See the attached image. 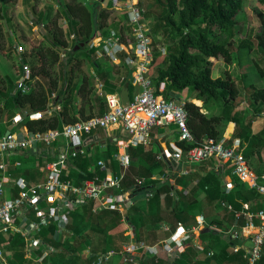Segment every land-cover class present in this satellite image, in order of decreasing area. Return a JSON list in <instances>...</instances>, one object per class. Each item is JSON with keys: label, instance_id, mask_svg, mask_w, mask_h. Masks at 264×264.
<instances>
[{"label": "trees", "instance_id": "1", "mask_svg": "<svg viewBox=\"0 0 264 264\" xmlns=\"http://www.w3.org/2000/svg\"><path fill=\"white\" fill-rule=\"evenodd\" d=\"M105 1L96 0L91 3L84 0V2L78 3L72 0L70 4H65L63 10L69 26V33H73L77 37L70 47L63 28L58 24L57 20L60 17L58 13L55 19H49V25L44 28L46 33L43 34V42L29 50L25 49L22 54L23 61L26 64L29 63L32 70V81L28 82L30 87L28 92L23 93L21 90H16L18 77L14 78L12 74L0 76V137L4 136L8 128L14 124L13 119L21 111L29 113L45 111L49 103L59 104L61 110L39 120L26 117L14 129L26 127L31 132H46L50 129H62L68 124L88 120L99 114L103 115L107 111L106 101L105 104H102L99 98L96 100L98 103L90 100L96 77L104 82L106 92L111 93L115 89L121 91L128 86L132 98L136 90L128 78L130 69L127 68L124 71L126 79L114 87L111 84V78L114 76L115 67L110 66L107 61L96 60L94 52L90 51L88 46L82 47V44H88L98 31L104 30V34H107L108 29L124 32L126 16L120 13L121 16L114 17L112 22H108L114 11L108 9L110 2L106 9H99ZM157 1L160 2V0ZM257 1L264 5V0ZM244 4V0H164L159 4L161 10L157 12L158 14H147L146 12L148 20L157 17L152 30L155 32L161 30L164 36H167L172 42L167 53L168 67L160 68L157 77L153 76L157 94L168 100L177 98L178 94L186 90L190 94L188 100H185V108L188 113V127L194 137V142L188 143L179 141V139L177 142V145L185 153L197 146L198 143H203L204 140L222 139L228 124L234 122L236 130L233 139H240L243 144L248 146L245 151L248 163H251L250 160L254 154L259 159L262 158L264 129L258 133H254L252 129L253 121L264 112V85H257L262 79V74L255 80L244 79L241 81L243 85L240 87L232 72L227 71L226 76L214 78L211 69V59L223 58L227 64L236 62L241 69L244 67L242 64L244 61L248 62L246 66L250 68L252 53L261 51L262 57H264V14L259 16L262 33L257 37V43L248 32V36H245L241 44H236L239 31L237 17L245 9ZM35 6L36 2L30 7L32 18L35 17ZM4 21L6 25L10 26L12 20L8 18L4 9H0V55L9 56L15 49L9 41L10 35L7 32L9 29L6 30ZM62 49L66 57V64L65 71L60 78L56 72V66L60 62L59 55L62 53ZM193 51L197 53L194 54ZM158 53L160 52L155 51V62L159 58L160 54ZM85 60L94 70V79L86 76L79 80L80 78L77 77L81 73V66ZM261 72L264 75L262 70ZM163 84L165 88L161 91ZM243 90H250L248 98L251 100L252 108L247 112L236 111L237 101ZM53 94L56 97L51 99ZM77 98L81 102L80 108L75 102ZM191 99H195L196 105L189 101ZM201 103L203 106L199 107ZM97 104L100 105V108L98 114H95ZM217 109H219L218 112L215 111ZM204 110L207 113L203 114ZM232 130L233 125H230L229 133ZM94 134L98 138L100 137V140H93L88 144L87 155H79L72 161L69 168V177L78 186L95 176L104 177L106 172L98 165L99 161H104L112 173L118 175L121 172L119 163L114 159L115 154L119 151L116 142L109 140L103 130L94 132ZM129 151L131 160H135L134 165L131 164L132 166L126 173L123 191H114L113 193L126 194L128 192L132 198H136L140 194L139 192L146 194L151 192L152 197L149 201L146 199L139 206L129 202L125 211H109V209L97 211L95 207L97 204L88 201L71 212L68 226L61 236H57L58 225L55 223H50L49 227L42 228L35 236L43 241L45 246L37 250L36 254L40 256L43 251L49 253L42 263L26 257L24 238L13 236L9 240H3L5 243L9 242L5 252V256L9 259L8 263L78 264L84 258L87 264H95L97 258L108 253L109 250L115 252L122 249L124 242L129 238L125 235L128 228H133L135 239L147 244H156L162 240V237L157 228L149 227H156L160 222H163L161 217L158 218L160 212H171L174 224L172 230L168 231L169 233L166 232L163 238L169 237L176 230V224L178 226L181 223L190 227L196 223V216L200 210L197 200L192 195V193L195 194L194 189L207 191V200L213 208L212 212L222 208L231 224H235L237 214L245 212L243 210L245 204L252 201L259 202L261 199L257 190H250L246 184L231 175L230 166L226 172L223 168L221 172L209 171L203 178L199 173L191 170H187V177H175L173 174L168 176L165 171L170 168L168 165L170 163L158 162L153 151L147 150L145 146L130 148ZM18 160H23V158L18 157ZM39 166L40 168H35L33 165L30 170L26 171H24V166L19 170H14L12 174L17 178L23 175L35 180V173L43 179L45 178L44 166L41 168L42 163ZM159 173L166 176L165 181L153 179V176ZM224 173V176L234 183L229 194L225 191L221 180V175ZM137 178L145 180L143 186L136 185ZM170 178L180 184L185 181L187 183L185 188H188L190 182H195V187L190 193L185 194L183 191L174 190L169 181ZM196 181L198 182L196 183ZM163 195H166V209L164 210L161 200ZM256 210L257 212L261 210L260 206L252 209L253 212ZM238 223L241 221L238 220ZM208 235L210 234L202 233L201 237L206 238ZM197 257V250L189 244L185 252L171 263L163 260L157 261L149 256L141 257L140 261L142 264H202L200 261H196ZM229 260L230 264H243V251ZM210 261L207 259L204 264L210 263Z\"/></svg>", "mask_w": 264, "mask_h": 264}, {"label": "built area", "instance_id": "2", "mask_svg": "<svg viewBox=\"0 0 264 264\" xmlns=\"http://www.w3.org/2000/svg\"><path fill=\"white\" fill-rule=\"evenodd\" d=\"M113 9L119 10L126 16V26L123 33L110 30L103 38L95 36L87 45L97 59H107L110 63L124 64L131 72L130 81L137 89L135 94L123 104L117 94L103 95L107 111L100 116H93L88 120H80L68 124L62 129H50L46 132H31L26 127L13 129L8 135L0 137V263L9 264L5 256L9 240L13 236H20L26 241V257L42 263L48 256V251L37 255L36 251L44 248L43 241L35 236L42 228L50 223L58 225L57 236H61L69 223V216L80 205L93 201L96 210L125 211L132 199L130 193L115 194L123 191V182L131 166L129 149L147 146L153 141V132L158 127L174 125L178 132L179 141L194 142V137L188 127V113L184 99H166L157 94L153 82L152 68L155 62V50L151 36L150 22L146 16L141 0H114ZM71 40L77 37L72 35ZM17 54L23 53L24 48L17 46ZM165 52L163 51L162 54ZM65 57L64 50L60 53ZM124 55V56H122ZM22 74L17 82V91H29V81H32V70L22 59ZM165 85L161 87L163 91ZM53 94L51 99L55 98ZM61 110L59 104L49 103L47 110L35 113L21 111L13 121L18 125L26 118L32 120L52 116ZM103 130L107 138L114 139L120 149L114 159L119 163L121 172L112 173L104 161L98 165L105 170L104 177L95 176L76 185L70 179L72 161L79 155H87V145L100 138L94 132ZM231 142V143H230ZM47 149L48 158L43 167L45 178L32 182L24 177L13 178L10 171L20 169L23 163L11 161L12 156L20 155L29 150ZM247 145L240 139L224 136L220 140L207 139L198 143L187 153L177 144L163 148L157 156V161L191 164L194 166L215 160L217 171L230 166L232 174L251 190H257L264 202V176H257L250 168L245 156ZM184 173H187V171ZM162 179V178H161ZM155 180V179H154ZM144 179H136L138 187L143 186ZM227 194L231 193L228 190ZM151 199L152 193H147ZM247 229L254 231L252 248L246 256L245 264H264V209L248 215ZM205 225V220L199 216L197 226L190 230L179 223L176 232L161 245H147L135 239L124 244L120 251L108 252L100 255L95 264H103L119 255L124 264L138 262L141 257L158 258L161 253L174 254L176 249L185 246L190 240L192 232L199 231ZM132 232L130 233V235ZM233 240L238 239L239 233L231 234ZM176 248V249H175ZM239 249L236 248L235 251ZM42 251V250H41Z\"/></svg>", "mask_w": 264, "mask_h": 264}, {"label": "crops", "instance_id": "3", "mask_svg": "<svg viewBox=\"0 0 264 264\" xmlns=\"http://www.w3.org/2000/svg\"><path fill=\"white\" fill-rule=\"evenodd\" d=\"M21 1L22 0H18L17 4L15 6L16 8L21 4ZM50 1H52V0H43V2L41 0H35L34 1V2H36V6L34 9L35 10V12H34L35 17L32 18V22H30V24L34 30L38 31L40 29L42 31V34H45L46 31L44 28L49 25V22H50L49 19H52V20L55 19L56 15L58 13V15L60 16L59 19L57 20L58 24H59V26H61L63 28L65 38H66L67 42L69 43V47H70L75 42V41L71 40L70 38L72 35H75V34L69 33V26L67 23V19L65 18L64 10L61 12H58L57 9H58V6H63V4H70L72 2V0H61V1L57 0L56 3H58V4L53 6V8L51 7V9L53 10L52 16L50 14H48L49 12L48 13L46 12V14H43L44 11L42 10V9H45V6H47V3ZM75 1H77L78 3H80L81 1L84 2V0H75ZM109 2H110V6L108 5ZM113 2H114V0H106L104 3H102V6H103L102 9H106L109 6L108 9H111V11H114ZM0 5H1V1H0ZM18 12L19 11L17 10V13ZM12 21H14V19H12ZM21 25H22V26H20L21 33L19 32V34L18 33L16 34L15 30L13 28H10L9 30H7V32L10 35L9 41L11 44H13V46H14V44L21 46V44H19V42H21L25 46V48L24 47L23 48L28 49L29 46H27V45H28L29 41L26 40V38H25L26 34L22 30V28H24V25L23 24H21ZM107 31H108V32H106L107 34L103 33L104 30L98 31L95 34V36L101 35L103 38H106L109 35L110 29H108ZM85 46H88V45L86 44ZM31 48L32 47H30V49ZM165 50L166 49L160 48V51L162 53H163V51L165 52ZM62 51H63V49H62ZM12 56H14L13 52H12ZM122 56H124V55H122ZM95 59L98 61H103V62L107 61L110 64V66H114L115 67L114 68V70H115L114 76L119 75L121 71L124 72L127 69V68H125L124 64H114L112 62L110 63V61L107 59H97L96 57H95ZM124 73L126 74V72H124ZM92 74H93V76L95 75L93 69H92ZM114 76L111 78V82H113L114 87H117L118 84L124 80L117 79L116 82H114V80H113ZM128 78L130 80L131 72H130V75ZM94 80H95V85L97 86V88L99 90L98 94L104 102H105V97L101 96V94H103V95L117 94L121 98V92L125 87L121 91H118L117 89H115L114 92L110 93V92L105 91L106 89H105L104 82L100 81L97 77ZM126 87H128V86H126ZM135 90L137 91L136 88H135ZM129 94H130V92H129ZM130 98H131V95H130ZM190 101L194 103L195 99H192ZM202 106H203V103L199 107H202ZM97 112H98V110L95 109V114H98ZM202 113L203 114L207 113V111L206 112L202 111ZM96 116H100V114L96 115ZM262 122H264V112L262 113L261 116H259L258 119H256L252 123L253 124L252 129H253L254 133H258L261 131L258 129H259L260 125H262ZM14 124H15V122H14ZM230 125H233V130L231 133L227 134ZM235 130H236V123L230 122L225 129L224 136L229 137L233 140V135H234ZM109 140L114 141L113 138L109 139ZM177 142H178V132H177L176 127L174 125L165 126V127H158V129H155L153 132L152 143L145 146V147L147 150L153 151V153L157 157L163 148H167L171 144H177ZM119 151H120V149H119ZM129 155H130V151H129ZM18 157L23 158V160H20V161L23 163L22 167L25 166L24 171H26V170H30L31 166H33V165L35 168H40L39 164H41V163H42V166H41V168H42L45 165L46 160L48 158V152H47L46 148L41 147L37 151L29 150V151H26L25 153L20 154V155L16 154V155L12 156L11 161L17 160L18 162H20L18 160ZM134 161H135L134 159H133V161L131 160L132 165H134ZM166 163H170V164H168L170 168L165 171L166 175H168V176L169 175L171 176L173 174L175 177H187L188 173H184V171L186 172L187 170H191V171L199 173L201 175V177L203 178V177H205L206 173L209 171L215 170L216 172H218L215 168L217 166V162L215 160H210V161L205 162L204 164H200L197 166L187 164V163L184 164V163H177V162L175 165H173L171 162H166ZM119 167H120V165H119ZM137 168H139V167H137ZM140 168L142 169L143 167H140ZM250 168L252 169L251 165H250ZM16 169H13L10 171L13 178H17L12 174V172H14V170H16ZM227 169H228V167H223V170L225 172ZM17 170H19V169H17ZM252 170L254 171V169H252ZM254 173L257 174V176H259V177L264 176V169L262 170L261 175L256 173L255 171H254ZM224 175H225V173L221 175V180H222V183L224 184V187L228 190H232V188L234 187V183L231 180H228L227 177ZM231 175H233V174L231 173ZM34 176H35V180H32L31 178H27L23 175L21 177H24V178H26L32 182H36V181H38V179H40V177L35 175V173H34ZM21 177H19V178H21ZM36 177H37V179H36ZM153 179H155V181L156 180L157 181H159V180L165 181L166 176L161 175L159 173L158 175H154ZM169 181H170L171 185L173 186L174 190L183 191L185 194L190 193L191 190H193L195 187V182H193V183L190 182L188 184V188H185V184H187L185 181L182 184L176 182V180L173 178H170ZM197 182L198 181H196V183ZM193 191L195 192V194L192 193L193 198L197 200V203L199 205V210H201V212H202V205L201 204H204L206 202L211 207V210H213L211 204L207 200V194H206L207 191H202L201 189H199V190L194 189ZM173 192L175 193V191H173ZM172 195H173V193L171 194V196ZM165 197H166V195H163L161 198L163 210L166 209ZM256 206H260L261 209H264V202H263L262 198L260 199L259 202H253L252 201L249 204H245L243 207V210L245 212L237 214V216H236L237 222L235 221V224L230 223V221L226 218V212H224V210L222 208L221 209H215L214 212H209V215L213 218H210L208 216L207 212L206 213L200 212L196 216V223L198 222V217L201 216L205 220V225L199 231L192 232L191 237H190L191 239L188 240L187 242H185L184 247H182L180 249L175 248L176 250H175L174 254H168L167 255V254L161 253V255L158 258H155V257H153V258H155L157 261L163 260L165 262L171 263V262L177 260L185 252L187 246L190 244L198 252V257L196 258V261H200L202 264H204V262H206L207 259L211 260L210 263H207V264H230L229 259L234 257V256L236 257L237 254L241 253L242 251H243V264H245L246 263V256L252 247L251 240H253V233H254V231L252 232V231H249L247 229V224H248L247 216L257 213V210L255 212L252 211V209L256 208ZM160 217H161V219H163V222H160V224L157 225L156 227L150 226L149 228H157L159 231V235H161V237H162V240L156 244H147L146 243L147 245L159 246L162 244V242L169 239L176 232V230H175L169 237L163 238V236L166 234V232L169 233L172 230V227L174 226V224H173L172 219H171V212H160L158 214V218H160ZM238 220H240L241 223H238ZM242 222H243V224H242ZM196 223L191 225L190 227L189 226L187 227L185 225H183V226L185 229L190 230L193 227L197 226ZM214 223H217V224L215 225ZM176 226H177V224H176ZM176 226H175V228L177 229ZM235 231H237L239 233L240 237L236 240H233L231 237V234L234 233ZM131 232H132V234L130 235ZM202 233L203 234L209 233L210 235H208L206 238H203V237H201ZM125 235L128 236L129 238H127L128 240H126L124 242V244L129 242L131 239H135L133 228L126 229ZM159 235H158V237H159ZM135 240H137V239H135ZM124 244H123V246H124ZM123 246H122V248H123ZM236 248H238L239 250L235 251ZM104 264H124V261L122 260L121 256L117 255L114 258H112L110 261H107ZM129 264H142V261L138 260V262H133V263H129Z\"/></svg>", "mask_w": 264, "mask_h": 264}, {"label": "rangeland", "instance_id": "4", "mask_svg": "<svg viewBox=\"0 0 264 264\" xmlns=\"http://www.w3.org/2000/svg\"><path fill=\"white\" fill-rule=\"evenodd\" d=\"M1 1V5H0V9H4V11L6 12L7 16L9 19H14V21H11L9 24L10 26H8V24H5V21L3 22L6 30L13 28L15 30V33L19 34V32L21 33V29L20 26H22L21 24L24 25V28H22V30L24 31V33L26 34V40L29 41L28 42V49L26 48V50H29L30 47H35V46H39L41 42H43V34L42 31L39 29L38 31L34 30L33 27L31 26L30 22H32V17L30 15V7L31 5L34 4L35 0H22L21 4L16 8V4L18 2V0H0ZM43 2V0H41ZM96 0H89L88 2L94 3ZM160 2H164V0H160ZM159 1L157 0H143L142 1V5L144 7V9L146 10L147 14H155L157 12H160V8H159ZM245 4V9H243V11L238 15L237 17V21H238V35L236 37V44H241V41L245 38V36H248V32L251 34V36H253V40H255L254 42L257 43V37L260 36V34L262 33V28H261V24H260V14H264V5H261L260 3H258L257 0H244ZM56 4V0H52L50 2L47 3V6H45V9H42L44 12L43 14H46V12L48 14H50L51 16L53 15L52 12L53 10L51 9V7L53 8V6H55ZM65 4H63V6H58V12L63 11ZM102 4L99 7L100 10L102 9ZM17 10L19 11L17 13ZM121 12L119 10H114V13L112 14V16L110 17V19L108 20V22H112L114 17L117 16H121L120 14ZM158 14V13H157ZM264 16V15H263ZM157 17H153L151 20H149L150 22V28H151V36L153 38V46H154V50L157 52H160L158 54L159 58L157 59V61L154 63L153 68H152V75L156 76L158 75V70L161 69H166L169 65L168 62V47L172 44V42L169 40V38L166 36H164V33L161 30H158L157 32L153 31L152 28L154 29V23L156 21ZM125 29L128 31L127 26L125 25ZM45 42V41H44ZM14 43V42H13ZM19 44H21L22 47L25 48V46L19 42ZM13 45V44H12ZM17 44H14V49L15 51L14 56H12V53L8 56H4V55H0V76H5V75H11L15 78L18 77L17 82L20 79V76L22 74V66L20 59L23 60L22 54L23 53H18L17 54ZM20 46V45H19ZM160 48L166 49L164 54H161ZM25 50V49H24ZM194 54H196V51H193ZM60 56V62L57 64L56 66V72L58 74V76L61 78V76L64 73V69H65V64H66V57H62L61 54ZM250 60L251 62L250 64V68L247 67L246 65L248 64V62H243L242 64L244 65V67H242L240 69L239 65H237L236 62H233L231 64H227L224 62L223 58H219V59H211V69L213 72V77L214 78H218V77H222V76H226L227 75V71L232 72L233 76L236 78V80H238V84L240 87H242L241 85L244 79H248V81L255 80L257 79V77L259 75L262 76V79L257 83L258 86H263L264 85V75L261 72V70L264 72V57H262L261 51L257 52V53H252L250 55ZM29 64V63H27ZM30 65V64H29ZM252 65V66H251ZM253 65H255V67H253ZM31 67V66H30ZM249 74V75H248ZM89 76L90 79L93 78V74H92V69L89 66V62L88 61H84V63H82L81 66V73H79V75L77 76L78 78H80L79 80H81V78ZM94 79V78H93ZM125 80L126 79V75L123 71L120 72L119 75L114 76L113 80L114 82H116V80ZM61 82V81H60ZM112 86H114L113 82H111ZM99 90L97 88V86L95 85L93 92L91 94V99L93 100L94 103H98V101H96L98 98L99 100L102 101V104H105V102L102 100V98H100L99 94H98ZM250 93V90H243L242 94L239 97V100L237 101L238 104V108L236 109V111H242V112H247L251 110V106H250V101L248 98V94ZM190 96V94L186 91L178 94L177 98L180 99H184L188 100V97ZM192 100V99H191ZM190 101V100H189ZM77 103L78 108L81 107V102L79 100V98H77V100L75 101ZM193 103V102H192ZM101 104V105H102ZM196 105V104H195ZM202 105V103H201ZM100 105L97 104L96 105V110L99 111V107ZM244 110V111H243ZM216 112L219 111V109L215 110ZM203 112H206L205 110ZM264 129V122H262V125H260L258 130H263ZM227 134H229V129ZM96 155V153H94ZM250 164L252 166V169H254V171L256 173H262L261 171L264 169V150L262 152V158L259 159V157L257 155H253L251 160H250ZM33 164V163H32ZM257 175V174H256ZM261 175V174H260ZM140 194L136 197V198H132V200H130L131 204H135L136 206L142 205L143 201L147 199V194L145 192H139ZM202 205V212L200 210L201 213H208V216L210 218H213L209 215V212H212L211 207L209 206V204L206 202ZM70 218V217H69ZM252 248V247H251ZM109 250V249H108ZM113 251V250H109ZM89 252V251H87ZM86 253V252H85ZM114 258V257H113ZM9 261V259H8ZM78 264H87L85 259L82 258Z\"/></svg>", "mask_w": 264, "mask_h": 264}, {"label": "water", "instance_id": "5", "mask_svg": "<svg viewBox=\"0 0 264 264\" xmlns=\"http://www.w3.org/2000/svg\"><path fill=\"white\" fill-rule=\"evenodd\" d=\"M85 46V44H82V47H84ZM130 99V94H129V89H128V87H125L123 90H122V92H121V99H120V101H122V103L123 104H126V103H128V100ZM16 123L14 124V125H12V126H10L9 128H8V130L6 131V135H8L15 127H16ZM171 163L173 164V165H175L176 164V162L174 161V160H171Z\"/></svg>", "mask_w": 264, "mask_h": 264}, {"label": "clouds", "instance_id": "6", "mask_svg": "<svg viewBox=\"0 0 264 264\" xmlns=\"http://www.w3.org/2000/svg\"><path fill=\"white\" fill-rule=\"evenodd\" d=\"M6 135V134H5Z\"/></svg>", "mask_w": 264, "mask_h": 264}]
</instances>
